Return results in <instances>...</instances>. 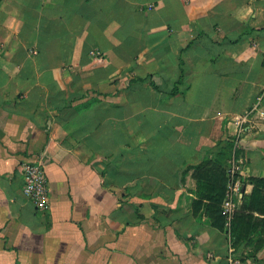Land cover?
<instances>
[{"label": "crops", "instance_id": "crops-1", "mask_svg": "<svg viewBox=\"0 0 264 264\" xmlns=\"http://www.w3.org/2000/svg\"><path fill=\"white\" fill-rule=\"evenodd\" d=\"M263 88L264 0H0V264H228L185 168L264 176Z\"/></svg>", "mask_w": 264, "mask_h": 264}, {"label": "trees", "instance_id": "trees-1", "mask_svg": "<svg viewBox=\"0 0 264 264\" xmlns=\"http://www.w3.org/2000/svg\"><path fill=\"white\" fill-rule=\"evenodd\" d=\"M233 145V141L227 140L217 158L205 159L185 168L186 173L191 170V177L196 183L191 208L194 215L203 212L209 225L228 234L234 252L246 247L249 249L247 255L255 256L264 249V176L243 179V185L251 184V190L243 192L238 208L227 225L222 204L228 183L226 165ZM240 153L237 145L235 156Z\"/></svg>", "mask_w": 264, "mask_h": 264}, {"label": "built area", "instance_id": "built-area-1", "mask_svg": "<svg viewBox=\"0 0 264 264\" xmlns=\"http://www.w3.org/2000/svg\"><path fill=\"white\" fill-rule=\"evenodd\" d=\"M257 100H260V97ZM226 170L228 183L222 210L226 217V224L228 225L233 213L238 208L240 197L243 194V183L239 176V162L235 158L230 159V165ZM20 172L23 180L21 186L23 196L28 198L36 209H45L48 203V180L44 162L40 159L24 160L20 164ZM233 253L234 249L229 239L228 264H239V261L234 258Z\"/></svg>", "mask_w": 264, "mask_h": 264}, {"label": "rangeland", "instance_id": "rangeland-1", "mask_svg": "<svg viewBox=\"0 0 264 264\" xmlns=\"http://www.w3.org/2000/svg\"><path fill=\"white\" fill-rule=\"evenodd\" d=\"M258 97H260V100H257ZM257 102H259V103L257 104ZM255 104L256 105H253V107H254L253 110L249 109V110H247V112L245 114L250 116V115H254L256 113H259V116L262 118L261 122L264 123V88L258 91V94L255 97ZM256 122H259V121L256 119L250 118L249 121L248 120L245 121V124H247V125L254 124L255 125ZM229 165H230V160H228V162H227V167ZM239 176H240V179L242 182H243V179L247 178V177L244 178L241 175L240 170H239ZM243 187H244V185H243ZM248 251H249V249H247L245 247V248H243L242 253H239V254L236 253L237 257L234 256V258H236L239 261V263H240V260H242V259L246 260V259L251 258V260L255 264H264V250L261 253L259 252L258 254H255V256L254 255L253 256L247 255Z\"/></svg>", "mask_w": 264, "mask_h": 264}, {"label": "water", "instance_id": "water-1", "mask_svg": "<svg viewBox=\"0 0 264 264\" xmlns=\"http://www.w3.org/2000/svg\"><path fill=\"white\" fill-rule=\"evenodd\" d=\"M242 191H244V187L242 188Z\"/></svg>", "mask_w": 264, "mask_h": 264}]
</instances>
